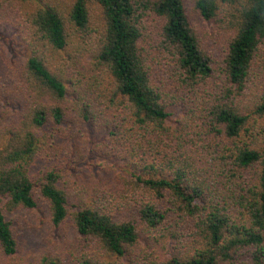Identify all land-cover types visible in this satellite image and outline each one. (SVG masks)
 <instances>
[{
  "label": "trees",
  "instance_id": "16d2710c",
  "mask_svg": "<svg viewBox=\"0 0 264 264\" xmlns=\"http://www.w3.org/2000/svg\"><path fill=\"white\" fill-rule=\"evenodd\" d=\"M0 264H264V0H0Z\"/></svg>",
  "mask_w": 264,
  "mask_h": 264
}]
</instances>
